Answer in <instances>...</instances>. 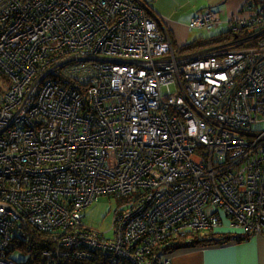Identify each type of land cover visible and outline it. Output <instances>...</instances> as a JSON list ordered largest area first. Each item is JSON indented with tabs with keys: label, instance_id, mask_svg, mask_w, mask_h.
Returning a JSON list of instances; mask_svg holds the SVG:
<instances>
[{
	"label": "built area",
	"instance_id": "obj_1",
	"mask_svg": "<svg viewBox=\"0 0 264 264\" xmlns=\"http://www.w3.org/2000/svg\"><path fill=\"white\" fill-rule=\"evenodd\" d=\"M246 9L239 43L179 56L146 0H0V264L27 225L45 247L24 264H172L191 232L264 235V2ZM101 195L112 236L84 222Z\"/></svg>",
	"mask_w": 264,
	"mask_h": 264
},
{
	"label": "crops",
	"instance_id": "obj_2",
	"mask_svg": "<svg viewBox=\"0 0 264 264\" xmlns=\"http://www.w3.org/2000/svg\"><path fill=\"white\" fill-rule=\"evenodd\" d=\"M152 10L157 12L170 32L176 48L183 46L197 38L190 28L189 34L185 35L183 42L177 41L174 26L179 21L187 22L195 15L194 13L207 8H215L224 15L220 24L216 27L219 32L214 35L225 33L229 30V22L236 17L246 16L248 0H149ZM170 4L173 8L169 7ZM193 7L188 10L189 7ZM194 14V15H193ZM224 21V22H223ZM223 22V23H222ZM190 23V22H189ZM228 24V26H227ZM190 27V26H189ZM223 28V29H221ZM242 38L243 36H239ZM236 39V38H235ZM230 44V41L227 43ZM221 230V229H220ZM216 232L220 234H239L236 231ZM246 240L210 245L208 247L197 246L183 248L171 254L172 264H264V235H250Z\"/></svg>",
	"mask_w": 264,
	"mask_h": 264
},
{
	"label": "trees",
	"instance_id": "obj_3",
	"mask_svg": "<svg viewBox=\"0 0 264 264\" xmlns=\"http://www.w3.org/2000/svg\"><path fill=\"white\" fill-rule=\"evenodd\" d=\"M147 4L152 8L151 3L149 0H146ZM254 2V4H260L264 2V0H248L247 3ZM153 9V8H152ZM205 10V9H201ZM196 14V12H195ZM245 37L247 32L242 30L241 32ZM240 36V32H234L232 29L225 33H221L219 35H213L212 37H200L197 38L189 43L184 44L183 46L176 48L175 45V53L179 56H186L194 53L198 49H221L230 41L232 44L235 41V38ZM247 38V37H246ZM174 43V42H173ZM234 47V45L232 46ZM120 200V199H119ZM25 231L28 233L25 234L24 237L19 238L16 237L13 240V245L11 247L12 250H20L27 255H32L35 252L42 250L45 247V240L42 231H38L37 228H34L32 225L25 226ZM23 232L17 234L16 236L23 235ZM190 235L192 236V240L187 242L181 239L180 241H176L172 247L169 248L171 253L178 251L183 248H192L197 246H204L208 247L210 245H218L228 243L232 240L235 241H242L246 240L250 235H240V234H220L218 232H191ZM94 251V250H93ZM13 257V256H12ZM116 256L112 253L110 255L104 253H96L94 257L89 258L88 260L77 259L73 256L67 257L64 260V264H132L127 259L117 261ZM35 261L40 264H45L46 259L40 258L38 255L36 256ZM19 264H24L19 262ZM34 264V263H33ZM60 264V263H59Z\"/></svg>",
	"mask_w": 264,
	"mask_h": 264
},
{
	"label": "rangeland",
	"instance_id": "obj_4",
	"mask_svg": "<svg viewBox=\"0 0 264 264\" xmlns=\"http://www.w3.org/2000/svg\"><path fill=\"white\" fill-rule=\"evenodd\" d=\"M167 1L169 2V0H167ZM169 7L173 8V6L171 4ZM192 8H193L192 6L189 7L187 9V11L192 9ZM213 9H215V8H213ZM217 10H218V8H217ZM222 18L224 19L223 14L221 15V20H222ZM236 18H239V17H236ZM189 22H190V19L187 22L179 21L174 26L176 39H177V41H179V43L183 42V38L184 37L186 38L185 35L189 34V30H190ZM227 26H228V24H227ZM220 27L217 29H220ZM217 29L215 27L213 30L208 31L206 28H194L193 30H190V31H192L193 34H195V33L198 34L196 36L212 37L215 33L219 32ZM221 29H223V28H221ZM235 41H236V43L240 42V40H238L237 37H236ZM210 50H212V49L202 48V49L196 50L194 53L205 52V51L207 52ZM118 203H119V198L116 197L115 195H101L93 204L89 205L85 209V211H84L85 212L84 222L87 225H89L90 227L98 229L102 232H105L108 236H112L114 233L113 229H112V226L114 223V211L117 209ZM231 229H235V227H231ZM224 231L225 230H223V229L220 230V232H224ZM189 240H190V237L185 239V241H189ZM12 256L18 262H22V263L27 262L28 258H29V256L27 254H25L24 252H22L20 250L13 251Z\"/></svg>",
	"mask_w": 264,
	"mask_h": 264
}]
</instances>
